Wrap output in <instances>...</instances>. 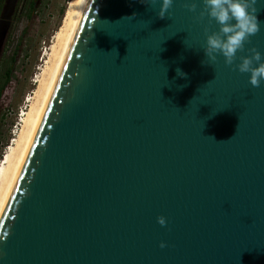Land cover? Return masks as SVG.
Instances as JSON below:
<instances>
[{"label":"water","instance_id":"water-1","mask_svg":"<svg viewBox=\"0 0 264 264\" xmlns=\"http://www.w3.org/2000/svg\"><path fill=\"white\" fill-rule=\"evenodd\" d=\"M146 2L80 1L0 201V264H264V83L202 64L218 26L185 0ZM257 8L238 56L264 54Z\"/></svg>","mask_w":264,"mask_h":264},{"label":"clouds","instance_id":"clouds-1","mask_svg":"<svg viewBox=\"0 0 264 264\" xmlns=\"http://www.w3.org/2000/svg\"><path fill=\"white\" fill-rule=\"evenodd\" d=\"M140 2L148 4L146 0ZM174 3L175 0H159L156 15L161 19L170 17ZM258 3L261 0H185L184 4L197 21L207 17L209 22L214 20L218 26L214 31H209L207 26L204 28L202 64L213 66L219 57H223L225 65L249 74L248 81L253 87L264 83V54L255 47L246 50L250 55L238 56V52H244L245 44L261 30L262 24L257 17ZM176 71L179 76L185 75L179 68ZM157 222L161 226L166 225V217L157 216ZM160 247H165V243L161 242Z\"/></svg>","mask_w":264,"mask_h":264},{"label":"rangeland","instance_id":"rangeland-1","mask_svg":"<svg viewBox=\"0 0 264 264\" xmlns=\"http://www.w3.org/2000/svg\"><path fill=\"white\" fill-rule=\"evenodd\" d=\"M40 1L39 10L33 15L32 20L29 22L24 19L12 22L10 20L8 27V32L10 31L8 50L25 26L27 33L18 55L15 77L2 92L0 100V158L12 139L20 132L22 122L18 119V113L21 109L23 112L28 110L32 101L29 97L33 96L37 89L43 69L51 63V47L56 42L55 35L62 24L69 2V0ZM1 27H4V23ZM4 46L3 41L0 44V57Z\"/></svg>","mask_w":264,"mask_h":264},{"label":"bare ground","instance_id":"bare-ground-1","mask_svg":"<svg viewBox=\"0 0 264 264\" xmlns=\"http://www.w3.org/2000/svg\"><path fill=\"white\" fill-rule=\"evenodd\" d=\"M80 1L81 0H69L62 24L60 25L55 35L56 42L51 47V63H49L50 65H47L43 69L41 78L38 80L39 84L37 86V89L34 91V95L29 97L32 101L29 105L28 110L24 112V115L21 118L22 125H20L21 129L19 134L17 135V137L12 139L11 143L7 146L4 154L0 158V201L16 166L39 102L41 100V97L43 95V92L45 90V87L47 85V82L49 80V77L51 75Z\"/></svg>","mask_w":264,"mask_h":264},{"label":"trees","instance_id":"trees-1","mask_svg":"<svg viewBox=\"0 0 264 264\" xmlns=\"http://www.w3.org/2000/svg\"><path fill=\"white\" fill-rule=\"evenodd\" d=\"M4 3L5 0H0V13ZM39 3H41L40 0H17L13 13L10 17L11 22L16 19H24L26 22L32 20L33 15L37 12V10H39ZM26 33L27 28L25 26L21 31L20 35L13 42V44L10 45L12 47H10L9 50L7 48L10 43V31L6 34L4 40L5 46L4 49H2L3 53L0 57V100L2 92L15 77L14 73L17 70L18 66V55L20 49L22 48L23 40H25ZM26 55L27 53L25 52V56Z\"/></svg>","mask_w":264,"mask_h":264},{"label":"built area","instance_id":"built-area-1","mask_svg":"<svg viewBox=\"0 0 264 264\" xmlns=\"http://www.w3.org/2000/svg\"><path fill=\"white\" fill-rule=\"evenodd\" d=\"M23 110L21 109L20 112L18 113V119L21 120V118L23 117Z\"/></svg>","mask_w":264,"mask_h":264}]
</instances>
